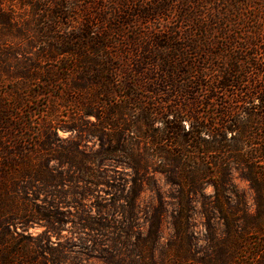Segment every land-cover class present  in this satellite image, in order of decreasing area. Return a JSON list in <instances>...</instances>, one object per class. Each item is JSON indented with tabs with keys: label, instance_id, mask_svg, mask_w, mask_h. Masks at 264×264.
<instances>
[{
	"label": "trees",
	"instance_id": "trees-1",
	"mask_svg": "<svg viewBox=\"0 0 264 264\" xmlns=\"http://www.w3.org/2000/svg\"><path fill=\"white\" fill-rule=\"evenodd\" d=\"M59 130L120 159L129 219L149 173L167 179L136 264H154L165 204L159 264H264V0H0V228L58 220L31 197L63 181L47 157Z\"/></svg>",
	"mask_w": 264,
	"mask_h": 264
},
{
	"label": "rangeland",
	"instance_id": "rangeland-1",
	"mask_svg": "<svg viewBox=\"0 0 264 264\" xmlns=\"http://www.w3.org/2000/svg\"><path fill=\"white\" fill-rule=\"evenodd\" d=\"M43 110V107L39 108V111ZM62 115L67 116V112L63 111ZM51 143L54 152L47 156L51 160L50 167L63 181L46 188L47 193H51L47 203L43 202L45 193L40 190H33L31 198L37 206L62 212L58 220H36L27 225L13 222L0 228V233H9L0 235L6 241V248L18 255L13 264H136L140 259L134 243H141L147 236L148 216L159 207L157 194L167 200L172 191L167 179L160 173H149L148 186L142 188L129 219L126 214H120V206L124 204L122 189L130 185V172L120 166L118 157L104 154L105 146L85 132L79 135L59 130ZM89 173L92 179L87 180ZM233 181L236 188L249 197L246 183L236 174ZM106 182L109 184H103ZM204 193L211 195L212 188L206 187ZM195 208L191 231L195 242L202 245L203 219L198 212L199 205ZM170 212L165 204L158 246L153 252L154 264H159V251L166 248L173 235Z\"/></svg>",
	"mask_w": 264,
	"mask_h": 264
}]
</instances>
